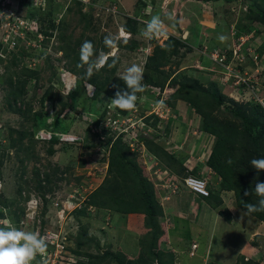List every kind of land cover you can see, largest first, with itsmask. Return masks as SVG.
Returning a JSON list of instances; mask_svg holds the SVG:
<instances>
[{"label": "rangeland", "instance_id": "374dc122", "mask_svg": "<svg viewBox=\"0 0 264 264\" xmlns=\"http://www.w3.org/2000/svg\"><path fill=\"white\" fill-rule=\"evenodd\" d=\"M262 13L264 0H0V227L45 238L47 253L32 264H120L111 255L101 262L85 255L106 251L156 264L147 251V216L121 211L133 203V183L144 179L162 211L157 223L171 236L156 244L164 264H259L264 221L239 206L235 182L207 160L225 122L240 126L237 108L248 115L260 107L256 97L264 98ZM154 15L167 26V40L142 35ZM122 30L128 42L119 43L118 63L88 79L86 66L78 67L81 44L89 40L97 54H109L104 37ZM219 34L229 37L226 44ZM155 46L163 55L149 60ZM132 64L143 69L146 91L135 111L112 108L114 85L126 87L119 76ZM239 71L253 88L235 85L234 76L224 80ZM72 82L77 88L68 92ZM211 94L225 96L215 110ZM41 133L51 138L38 139ZM69 136L76 139H61ZM231 157L224 153L222 162ZM188 176L205 180L207 198L183 187ZM193 200L221 220L203 222ZM193 244L204 255H191Z\"/></svg>", "mask_w": 264, "mask_h": 264}, {"label": "trees", "instance_id": "16d2710c", "mask_svg": "<svg viewBox=\"0 0 264 264\" xmlns=\"http://www.w3.org/2000/svg\"><path fill=\"white\" fill-rule=\"evenodd\" d=\"M261 15L264 19V13ZM123 28L125 31H132L130 26L127 24L123 26ZM155 50L156 52L148 57L149 60H156L157 55H163V47L155 46ZM179 85L180 87L178 90H184V85ZM97 87L98 89H102L100 86ZM224 99L225 96L222 94L218 96L216 94H211V96H209L208 104H212V107L210 108L215 110L220 106ZM235 116L242 118L240 126H236L232 122H225L226 133L224 136L218 138L217 143L212 148L207 163L208 166L218 172L224 180L235 182L231 189L237 192L238 199L240 201L239 206H243L245 208V204L247 203L256 204L258 202V197L255 194L254 187L257 182H264V170L257 172V170L253 168L250 163L253 159L264 157L263 113L261 112L260 107L253 105L250 107V114L247 115L244 106H240L237 108ZM207 130L210 132L212 131L213 133L217 132L215 127L212 126ZM224 153L232 155L231 159L226 163L222 162V156H224ZM117 163L116 167L120 168L121 173L123 169L121 168V165L124 164V162L119 159ZM225 167L227 168L226 170ZM230 172L231 176H228L230 175ZM132 189L133 203H129V206L127 208L124 207L121 211L126 213L140 212L147 216V224L151 228L150 233L147 234H151V237L149 241L146 242L148 255L150 254L153 257L155 256L156 264H164V252L158 250V248L156 249L158 238L162 234H165L161 225L157 223V217L162 211L156 201L151 183L147 182L145 179L140 181L138 180L133 183ZM245 191H250L251 194L249 196H245ZM89 201L94 203L91 200ZM244 210H246V208ZM253 214L264 221V211L254 212ZM142 242L144 244V240H142ZM82 244L83 243L79 241V245ZM85 255L88 256L89 259L90 257H95V262H101L111 255V257L114 256L120 264H133L132 260L126 259L122 253L109 254V251H106L103 254L95 256L91 253ZM142 259L144 261V258L140 256L137 263H140Z\"/></svg>", "mask_w": 264, "mask_h": 264}, {"label": "clouds", "instance_id": "9594fccd", "mask_svg": "<svg viewBox=\"0 0 264 264\" xmlns=\"http://www.w3.org/2000/svg\"><path fill=\"white\" fill-rule=\"evenodd\" d=\"M82 2L87 4L90 2V0H82ZM167 18L169 20L174 19L171 15H168ZM123 30L119 33V35H113L110 33L104 37L105 47L111 49L109 54H105L104 52L97 54L93 42L89 40H85L81 44L79 50L80 64H78V67L86 66L85 74L88 79H91L104 67H114L118 63L119 43L121 40L125 44L128 42V36ZM142 35L147 40L161 38L167 40L169 37V32L161 17L159 15H154L149 21H147L146 28L142 32ZM187 37L188 33L185 32L183 39H187ZM217 39L220 43L226 44L229 37L224 34H219ZM110 60L111 63H109ZM119 77L124 82L126 87L120 88L119 85H114L117 90L115 91L114 97L110 100V107L127 112L135 111L137 109V101L139 99L137 94L146 91V86L143 83V69L136 64H132L131 66L127 67V69ZM74 88H77L75 82H72L67 86L68 92ZM158 104L161 108L165 106L164 101H159ZM37 138L50 139L51 137H45L41 133ZM61 139L75 140L76 137H61ZM250 163L251 166L257 170V172L264 170V157L253 159ZM183 186L186 187L184 184ZM254 191L258 197V202L256 204L247 203L245 205L246 212L249 214L264 211V182H257L255 184ZM250 194V191L244 192L245 196H249ZM196 195L202 198H207L209 193L207 196L199 194ZM196 247V244L192 245V249H195ZM47 248V241L45 238L40 236L39 233L25 232L10 225L0 227V264H32L38 255L41 257L46 255Z\"/></svg>", "mask_w": 264, "mask_h": 264}, {"label": "built area", "instance_id": "2783aa9c", "mask_svg": "<svg viewBox=\"0 0 264 264\" xmlns=\"http://www.w3.org/2000/svg\"><path fill=\"white\" fill-rule=\"evenodd\" d=\"M19 26V24H18ZM219 56V61L220 62H223L226 58V56L224 55V53H221V54H217ZM224 64H225V61H224ZM222 64V65H224ZM259 73V72H258ZM241 72L239 71L238 73H232V72H226L225 74V77H224V80H229V77H232L234 76V81L233 83L235 85H238V86H246L247 88H253V84L250 83L248 78H245L243 76L240 75ZM264 86H262L263 88ZM258 90V88H256ZM256 100L258 103V105L261 107V111L263 113V122H264V98H257L256 97ZM131 126V124H130ZM183 184L190 190L192 191L193 193L195 194H199V195H204V196H207L208 195V189H207V186H206V182L205 180H203L202 178H198V177H184L183 178Z\"/></svg>", "mask_w": 264, "mask_h": 264}, {"label": "crops", "instance_id": "0c3cea01", "mask_svg": "<svg viewBox=\"0 0 264 264\" xmlns=\"http://www.w3.org/2000/svg\"><path fill=\"white\" fill-rule=\"evenodd\" d=\"M184 187V186H183ZM186 190H188L186 187H184ZM188 192H191L190 190H188ZM191 194H192V192H191ZM193 195H194V193H193ZM195 196H197L196 194H195ZM200 197V196H199ZM191 203V202H190ZM196 203H197V207H196ZM193 204H194V208L196 209V211L200 214V216H202L203 217V222H205V221H207L209 224V226H211L212 225V223H213V221H215L216 222V224L218 223V221L219 220H221L219 217H215L214 219L213 218H211L210 216H211V214L212 213H208V210L207 211H205L204 210V208H202V206L200 205V203L196 200V201H194L193 200ZM188 208V207H187ZM193 208V209H194ZM190 210H191V205H190V208H189ZM181 211V210H180ZM192 211V210H191ZM194 211V210H193ZM181 213H183L182 211H181ZM185 214V213H184ZM191 213H189L188 215H190ZM245 219V218H244ZM166 222V221H165ZM241 222H242V225L244 226L245 224H247V221H245V220H242L241 219ZM165 223L163 222V231H165V234L164 235H162V237H161V239H163V238H167V241H168V237H171L169 234H168V229L166 228V226L164 225ZM228 225L229 226H232V224H230V223H228ZM162 227V226H161ZM233 227H237V225L236 226H233ZM209 228V227H208ZM171 239V238H170ZM207 240H208V237H207ZM207 246H208V244H207ZM237 247V246H236ZM177 247H174V248H172V250H173V252H174V250L176 249ZM178 249V248H177ZM204 248L202 247V248H200V249H198V245H197V247L195 248V249H192V247H191V252H190V254L191 255H194V252L196 251V252H198V253H203V255H204ZM251 251V250H250ZM249 251V252H250ZM234 252V251H233ZM262 257H264V256H262ZM262 257L260 256L259 257V259H257V257H256V261H260L259 262V264L261 263V264H263L264 262H263V260L264 259H262ZM197 257H192V258H190V259H193V261L196 259ZM248 261V260H247Z\"/></svg>", "mask_w": 264, "mask_h": 264}]
</instances>
